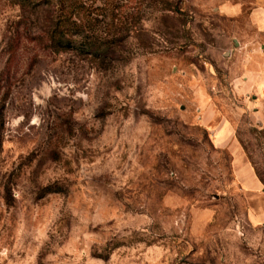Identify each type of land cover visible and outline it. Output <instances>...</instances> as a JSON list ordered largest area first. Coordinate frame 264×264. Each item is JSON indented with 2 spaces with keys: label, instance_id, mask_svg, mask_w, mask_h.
Segmentation results:
<instances>
[{
  "label": "rangeland",
  "instance_id": "obj_1",
  "mask_svg": "<svg viewBox=\"0 0 264 264\" xmlns=\"http://www.w3.org/2000/svg\"><path fill=\"white\" fill-rule=\"evenodd\" d=\"M85 1L111 59L51 51L57 0H0V264H264L214 142L264 180L261 0Z\"/></svg>",
  "mask_w": 264,
  "mask_h": 264
},
{
  "label": "trees",
  "instance_id": "obj_2",
  "mask_svg": "<svg viewBox=\"0 0 264 264\" xmlns=\"http://www.w3.org/2000/svg\"><path fill=\"white\" fill-rule=\"evenodd\" d=\"M22 7L35 9L39 6L51 5L52 0H8ZM56 15L51 27L46 32L45 40L54 53L76 51L85 55L105 57L111 59L114 41L105 42V48L94 45L88 39L93 32L92 13H99L100 8L87 5L85 0H57L55 4ZM168 10V9H165ZM259 180L264 185V180L256 172Z\"/></svg>",
  "mask_w": 264,
  "mask_h": 264
},
{
  "label": "crops",
  "instance_id": "obj_3",
  "mask_svg": "<svg viewBox=\"0 0 264 264\" xmlns=\"http://www.w3.org/2000/svg\"><path fill=\"white\" fill-rule=\"evenodd\" d=\"M262 11L264 12V0H261ZM261 11V12H262ZM262 12L261 26L264 28V13ZM256 11L252 13V17L255 16ZM260 53L254 51L256 56L261 54V58L257 66L251 69H246L243 75L244 82L239 83V86L243 88L244 93L249 91L257 92L264 95V48H260ZM244 48H241L243 51ZM237 83V84H238ZM239 88V87H238ZM215 145L220 149H227L231 155V169L234 177V181L239 189L245 193L256 196V198H263L264 185L256 175L250 161L247 160L246 155L240 146L239 142L234 137V131L230 124L227 122L222 123L218 129L214 132ZM247 221L253 227L264 228V202L251 207L247 212Z\"/></svg>",
  "mask_w": 264,
  "mask_h": 264
}]
</instances>
